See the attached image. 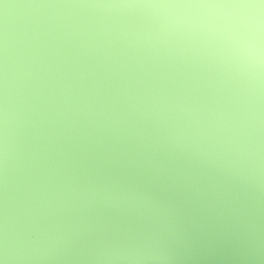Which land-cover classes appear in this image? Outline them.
<instances>
[{"label":"clouds","instance_id":"9594fccd","mask_svg":"<svg viewBox=\"0 0 264 264\" xmlns=\"http://www.w3.org/2000/svg\"><path fill=\"white\" fill-rule=\"evenodd\" d=\"M264 264V0H0V264Z\"/></svg>","mask_w":264,"mask_h":264},{"label":"rangeland","instance_id":"374dc122","mask_svg":"<svg viewBox=\"0 0 264 264\" xmlns=\"http://www.w3.org/2000/svg\"><path fill=\"white\" fill-rule=\"evenodd\" d=\"M199 255L205 259L206 264H235L236 253L226 245H216L201 251Z\"/></svg>","mask_w":264,"mask_h":264}]
</instances>
